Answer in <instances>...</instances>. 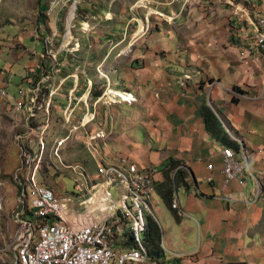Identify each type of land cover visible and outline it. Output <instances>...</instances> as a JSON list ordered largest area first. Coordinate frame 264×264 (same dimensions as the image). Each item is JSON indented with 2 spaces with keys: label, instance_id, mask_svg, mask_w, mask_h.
Listing matches in <instances>:
<instances>
[{
  "label": "rangeland",
  "instance_id": "rangeland-1",
  "mask_svg": "<svg viewBox=\"0 0 264 264\" xmlns=\"http://www.w3.org/2000/svg\"><path fill=\"white\" fill-rule=\"evenodd\" d=\"M155 1L41 0L40 4V0H0V31L5 29L4 39L0 41V49H3L0 51L1 72L5 76L12 74L13 77L22 73L30 76L33 73L35 76V68L42 71L46 70L43 65L51 64L49 75L36 74V77L42 78V97L55 95L56 102L62 106L66 103L64 97L68 101L72 97L70 105L79 110V114L73 115L69 121H65V112H52L53 123L45 135L44 161L36 174L42 184L52 187L60 195L75 191L74 179L65 165L86 164L96 174L100 158L96 160L95 155L125 154L119 147L127 142V135L131 137L136 133L139 137L129 119L139 117L134 122H144V118L149 117L148 109L142 106L133 93L136 87H140L142 71L147 65L179 66L174 73L177 75L179 68L185 69L192 65L188 61V54L193 57L200 55L212 65L217 62V69L222 62L236 60L229 53L220 55L223 49L238 48V45L230 38L225 40L226 43L215 40L218 31L216 25L200 24L205 22L202 19L205 20L206 16L217 17L220 9L225 12L222 18L228 19L232 28L234 21L231 18L238 20V16L224 1L220 0L223 3L217 6L212 5L211 10L204 0H182L180 10L177 8L178 2L169 4L167 2L170 0H165L163 6ZM76 2L81 4L79 14L74 6ZM55 22L58 23L57 28L52 30L50 27ZM54 31L57 35L53 37L51 33ZM38 41L48 44L47 51H35V47L42 48L36 44ZM243 61L245 66L250 67ZM241 65L238 61L231 73L234 75L233 83H238L242 89L236 85L233 89L263 101L264 89L260 85L264 84V68L260 69L261 74L255 72L259 87L252 94L249 91L254 87H245L240 76L244 75L247 82L251 83L255 74L251 69L239 72ZM63 68L70 69L63 74ZM180 74L183 84H186L198 80L195 76H203L204 72L198 69L191 73L182 71ZM28 76L23 79L26 83ZM20 79L16 78L13 86L18 85ZM75 79L79 81V87L72 95L68 92L69 84H73ZM5 82L9 83L8 80ZM67 82L69 84L65 85ZM209 82L212 80L207 78L200 86ZM48 87H51L49 91ZM20 89H24L22 94L25 95L32 91L28 86ZM96 91L101 94L94 97L92 92ZM7 94L6 89H0V174L3 176L0 178L7 180V184L0 186V196H4L1 201L3 212H0V264H7L13 259L11 243L16 227L14 210L17 184L10 176L12 173L14 176L22 167V147L32 146L36 140V137H31L35 136L31 134L32 128L28 133H19L25 128L19 124V120L16 121L18 124L13 120V102ZM97 98L102 100L96 104ZM259 108H264V101ZM82 110L91 114L87 121L93 119L96 113V120H91L92 123L85 126L86 131L85 127H79L83 119ZM69 129L74 130L69 133ZM238 157L241 159L239 152ZM96 178L101 179L100 175H96Z\"/></svg>",
  "mask_w": 264,
  "mask_h": 264
},
{
  "label": "crops",
  "instance_id": "crops-1",
  "mask_svg": "<svg viewBox=\"0 0 264 264\" xmlns=\"http://www.w3.org/2000/svg\"><path fill=\"white\" fill-rule=\"evenodd\" d=\"M164 1L156 0L155 2L164 6L166 3ZM199 1L196 0V2ZM204 1L210 10L212 5L217 6L223 3L220 0L221 3L217 0ZM175 2H178L177 8L182 9L180 6L182 0H170L167 3ZM79 5L77 3V9ZM51 9L54 10L52 6ZM224 14L223 10L218 9L217 17L206 16L205 20L202 19L205 22L197 20L200 24H211L212 27L215 25L218 27L215 40L226 43L225 40L230 38L238 45V48L223 49L220 55L229 53L230 57H234L236 60L222 62V65L217 69V62L212 65V62H205L206 58L200 55L193 57L188 54V61L192 65L185 69L179 68L177 75L174 73L179 66L147 65L146 69L142 71L143 81H141L140 87L133 90V93L142 106L148 109L149 117L144 118V122H134V120L138 121L139 117L129 119L136 127L139 137L136 133L131 137L127 135V142L119 147L125 153L121 155L131 157L142 167L152 166L151 168L156 171L158 196L154 205L155 215L148 217V224L151 220L157 226L160 241L157 246L149 245L146 248L151 255L160 258L161 262H166L165 264H264V114H262L264 108H259L264 100L259 101L256 97L242 95L235 91L233 86L241 85L233 83L234 75L231 73L235 64L240 61L242 65L239 72L251 69L253 74L255 72L261 74L260 69L264 68V58L257 51H247L243 56V52L246 50L245 44L239 36L235 37L232 32V28L237 27L238 21L232 17L231 20L234 22L231 28L228 19L222 18ZM57 24L55 22L50 28L52 30L57 28ZM209 29L211 30V28ZM4 31L5 29L0 31L1 42L4 39ZM51 35L53 37L57 35L56 31ZM36 44L42 47H35L36 52L43 53V50L48 49V44L45 42L38 41ZM50 51L51 49H49ZM241 58L250 67L245 66ZM50 66L51 64H45L43 67L46 70L40 71L37 68L34 70L40 72L42 76L43 73L49 75ZM68 69L70 68H63L62 73L64 74ZM198 69L204 72L203 76H195L198 77V80L183 84V76L180 72L191 73ZM24 74L14 77L12 74L5 76V73L0 70V89H6L8 99L13 102L12 118L15 123L19 120V124L25 128L21 129L19 133H28L31 128L38 133V128L47 120V111H49V127L51 122L53 123L52 112L54 110L65 112V121H69L73 115L79 114V110L70 105L72 97L69 98V101L64 97L66 103L62 106L56 102L57 96L51 97L49 94L39 97V105L42 107L40 109L39 106L36 109L35 117H31L30 112L26 109L22 113L17 112L15 104L19 98L20 87L37 86L41 90L40 86L42 85V78L37 80V73L35 76L32 73V76L38 81L35 83L33 80V85L29 83L32 82L31 78H27V83L25 80L23 81L24 76L26 78L29 75L28 73ZM67 76L65 81L68 79ZM240 77L245 87L249 86L250 89L254 87L249 92L255 94L253 91L259 87L256 82V74L251 83L247 82L244 75ZM16 78L20 80H18V85L13 86ZM207 78L212 82L200 86ZM5 80H8L9 83L6 84ZM199 81L200 83H198ZM60 83L62 86V82ZM68 84L69 82L65 83V85ZM78 84L79 81L75 79L73 84H69L68 92L70 91V94L77 92ZM260 87L264 89V84H261ZM50 89L51 87H48L47 91ZM234 92L236 96H234ZM262 96L264 97V95ZM48 100L51 102L49 109L46 110L45 104ZM205 102L221 120L227 132L226 141H220L207 130L205 119L201 114V107ZM81 113L83 119L79 127L89 126V123L96 120V113H94L92 121H87V117L91 114L83 110ZM68 118L70 119L68 120ZM86 128H84L85 131ZM73 130L69 129L68 132L71 133ZM44 138L46 145V137ZM33 145H37V137L35 142L33 141ZM228 147L239 152L241 161H244L245 156L249 159L251 173L243 178V185L238 180L226 185L228 177L223 172L224 150ZM241 147L242 151L240 152ZM31 148L36 149L37 147L31 146ZM110 156H113V159L119 158L114 153H111ZM97 158L99 157L97 156ZM172 163H180L178 168H185L190 176L186 179L188 185L178 184L175 181L176 172H178V168H176L172 173L174 183L170 196L166 169ZM210 164L215 166L214 170H210ZM0 176L2 175L0 174ZM12 176L13 173L10 179ZM37 180L39 181L38 177ZM5 184H7V180L0 178V186ZM261 188L263 194L260 192L259 198L256 200V191ZM18 194L17 186L15 208L18 205ZM226 194L236 197L241 195L242 199L247 202L227 203L222 199ZM164 196L167 197V200L170 198V202L166 201ZM3 199L4 196H0V205ZM174 201H177L181 212L172 208ZM0 212L2 213L3 209Z\"/></svg>",
  "mask_w": 264,
  "mask_h": 264
},
{
  "label": "built area",
  "instance_id": "built-area-1",
  "mask_svg": "<svg viewBox=\"0 0 264 264\" xmlns=\"http://www.w3.org/2000/svg\"><path fill=\"white\" fill-rule=\"evenodd\" d=\"M222 1L238 16L232 32L245 44L243 56L247 51H257L264 58V0ZM34 87L29 86L32 91L26 95L19 89L17 112L26 109L31 117L37 115L42 95ZM50 102L45 104L46 110ZM98 102L99 98L95 100ZM46 116L38 133L34 129L31 132L37 137V145L32 146L37 148L22 147V167L12 176L19 194L14 210L13 259L7 264H163L149 253L144 242L148 217L155 215L156 171L127 155L99 157L96 174L86 164H64L74 179L75 191L60 195L36 177L44 161L49 111ZM94 158L97 160V155ZM209 168L214 170L215 166L210 164ZM223 172L228 177L226 185L235 180L243 185V178L251 173L248 157L241 161L234 148H226ZM260 192L256 191V200ZM222 199L227 203L247 202L241 195L226 194ZM172 208L180 211L177 201Z\"/></svg>",
  "mask_w": 264,
  "mask_h": 264
},
{
  "label": "trees",
  "instance_id": "trees-1",
  "mask_svg": "<svg viewBox=\"0 0 264 264\" xmlns=\"http://www.w3.org/2000/svg\"><path fill=\"white\" fill-rule=\"evenodd\" d=\"M81 11V5H79L77 12ZM35 72V71H34ZM36 73L39 74L38 71H36ZM29 77L32 79V82H29L31 85L35 83H37L40 78L37 76V80H35V78H33V76L29 75ZM34 80V82H33ZM37 81V82H36ZM85 91V90H84ZM83 92V90H82ZM94 97L99 96L101 93L99 91L96 92H92ZM201 114L205 119V123L207 126V130L217 139H219L220 141H226L227 137V132L221 122V120L219 119L218 115L216 114V112L205 102L203 104V106L201 107ZM178 166H180V163H172L171 166L167 167L166 169V175H167V180H168V186L170 188V196L172 195L173 192V183H174V179L172 176L173 171L178 168ZM190 174L186 169H179L178 172H176V176H175V181L178 184H184V185H188L186 179L189 178ZM161 192V191H160ZM162 194V193H161ZM166 201L170 202V198L169 200H167V197L164 196ZM177 216V215H176ZM147 230L145 232V244L146 247L148 248L149 245L150 246H157V244L160 241V233L159 230L157 229V226L150 220V223L147 224ZM153 256V255H152ZM155 258H158L156 256H153ZM166 262H163V264H165Z\"/></svg>",
  "mask_w": 264,
  "mask_h": 264
},
{
  "label": "water",
  "instance_id": "water-1",
  "mask_svg": "<svg viewBox=\"0 0 264 264\" xmlns=\"http://www.w3.org/2000/svg\"><path fill=\"white\" fill-rule=\"evenodd\" d=\"M77 3V2H76ZM74 6H75V8L77 9V5L76 4H74ZM69 27V26H68Z\"/></svg>",
  "mask_w": 264,
  "mask_h": 264
},
{
  "label": "bare ground",
  "instance_id": "bare-ground-1",
  "mask_svg": "<svg viewBox=\"0 0 264 264\" xmlns=\"http://www.w3.org/2000/svg\"><path fill=\"white\" fill-rule=\"evenodd\" d=\"M130 99H131V98H130ZM100 100H102V98H100ZM100 100H99V101H100ZM87 115H88V114H87Z\"/></svg>",
  "mask_w": 264,
  "mask_h": 264
}]
</instances>
